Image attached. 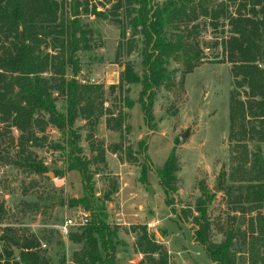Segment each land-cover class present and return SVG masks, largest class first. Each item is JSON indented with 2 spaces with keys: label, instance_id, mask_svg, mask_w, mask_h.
<instances>
[{
  "label": "rangeland",
  "instance_id": "rangeland-1",
  "mask_svg": "<svg viewBox=\"0 0 264 264\" xmlns=\"http://www.w3.org/2000/svg\"><path fill=\"white\" fill-rule=\"evenodd\" d=\"M243 1L214 0V5H222L226 16H234L237 11L247 13L240 6ZM87 2L106 18H84L93 33L90 49L77 54V80L100 87L92 101L103 117L94 132L81 119L75 127L81 135L82 157L102 155L90 171L94 201L105 206L104 222L116 232L114 263L162 264L158 253L140 252L145 246L138 245L140 228H145L166 252V264H210L207 254L190 244L195 230L191 213L197 215L194 209L201 201L210 219L211 241L223 242L232 229L236 264H264V203L257 210L252 194L255 184L264 185V148L249 132L258 125L256 121L239 118L230 127V99L236 95L246 101V90L235 77L233 63L227 61L228 21L199 17L188 24L196 27L189 41L203 63L183 78L182 61L169 62L171 80L155 91L153 121L146 122L137 102L141 87L123 84L118 88L125 65L143 74L142 39L135 28L140 0ZM174 30L168 32L174 35L178 32ZM126 99L134 103L132 108ZM64 106L59 98L57 108L64 112ZM35 119L19 146V132L9 123H0V251L7 248L4 236L29 239L38 244L36 252L49 264H76L74 253L81 246L70 235L80 230L71 229L65 236L60 227L72 212L83 209L70 203L83 196L81 176L67 170L68 153L56 148L66 147V134L46 124L45 115ZM186 130L189 135L180 143L178 137ZM172 151L178 171L172 185L176 192L167 198L172 203L168 205L156 170ZM27 155L36 157L46 172L40 176L11 164ZM142 168L145 183L140 179ZM107 193L109 201H104ZM15 248L19 253L12 258L18 259L21 249Z\"/></svg>",
  "mask_w": 264,
  "mask_h": 264
},
{
  "label": "trees",
  "instance_id": "trees-1",
  "mask_svg": "<svg viewBox=\"0 0 264 264\" xmlns=\"http://www.w3.org/2000/svg\"><path fill=\"white\" fill-rule=\"evenodd\" d=\"M243 2L240 6L247 13L237 11L234 16H226L222 5H214V0H165L157 4L140 0L135 28L142 39L143 74L140 76L125 65L118 88L121 90L123 84L141 87L137 102L146 122L153 121L155 91L171 80L167 69L169 62L182 61L183 78L203 63V58L193 53L194 43L189 41L196 27H188V24L199 17L212 22L224 18L230 28V37L225 42L227 61L233 63L235 77L240 78L246 90V101L236 95L230 99V127L233 129L239 118L256 121L258 125L251 127L249 132L264 148V0ZM85 17L105 19L106 15L90 7L87 0H0V123H9L19 132L18 146L22 144L27 126L39 116H47L46 124L66 134V147L56 148L67 151V170L79 173L83 191L81 198L72 199L70 203L91 213L90 223L79 229V233L70 235V240L81 246L74 253V262L115 264L116 232L104 222L105 206L94 201V174L90 171V165L102 155L98 153L91 159L82 157L81 135L75 127L76 121L81 119L94 132L103 117L92 101V95L100 87L77 80L80 74L77 54L90 49L93 33ZM171 28L178 32L170 34ZM59 98L65 105L64 112L57 108ZM126 105L132 108L134 103L126 99ZM11 164L40 176L46 172L45 166L31 155ZM177 171V158L172 151L164 165L156 170L168 205L172 203L167 198L176 192L172 185ZM145 178L146 169L142 168L140 179L143 183ZM252 194L256 209L260 210L264 203V185L255 184ZM110 195L105 194L104 201H109ZM194 211L197 215L191 213L195 226L193 238L209 260L215 264H236L232 229L225 233L223 242L215 244L211 241L212 228L205 203L198 201ZM140 229L138 245L145 244L140 252L158 253L161 263L166 264L167 254L162 246L149 238L145 228ZM2 240L7 248L0 251V264H49L36 252L38 244L35 241L5 236ZM12 247L21 249L18 259L12 258Z\"/></svg>",
  "mask_w": 264,
  "mask_h": 264
},
{
  "label": "built area",
  "instance_id": "built-area-1",
  "mask_svg": "<svg viewBox=\"0 0 264 264\" xmlns=\"http://www.w3.org/2000/svg\"><path fill=\"white\" fill-rule=\"evenodd\" d=\"M90 221V211L78 208L65 219L63 227H60V231L62 234L67 236L71 229H82L86 227Z\"/></svg>",
  "mask_w": 264,
  "mask_h": 264
},
{
  "label": "crops",
  "instance_id": "crops-1",
  "mask_svg": "<svg viewBox=\"0 0 264 264\" xmlns=\"http://www.w3.org/2000/svg\"><path fill=\"white\" fill-rule=\"evenodd\" d=\"M122 188L120 189V192H119V197L121 196V192H122ZM118 195V194H117ZM158 222H160V221H158ZM168 236V235H167ZM167 238V237H166ZM168 239V238H167ZM169 242V241H168ZM167 242V243H168ZM190 244L192 245V246H195V247H198V248H200L201 250H203V248L201 247V246H199L195 241H194V238H193V233L191 234V238H190ZM169 247H170V245H169ZM204 251V250H203ZM120 254H122L123 255V253H121V252H119ZM179 254L181 253V254H183L184 253V251L183 252H178ZM117 257H119V255H117ZM210 261V260H209ZM177 263V262H176ZM186 264L184 261L182 262V264ZM178 264V263H177ZM180 264V263H179ZM210 264H215V263H212L211 261H210Z\"/></svg>",
  "mask_w": 264,
  "mask_h": 264
},
{
  "label": "water",
  "instance_id": "water-1",
  "mask_svg": "<svg viewBox=\"0 0 264 264\" xmlns=\"http://www.w3.org/2000/svg\"><path fill=\"white\" fill-rule=\"evenodd\" d=\"M188 135H189V130H186L184 133L180 134L179 137H178L179 138V142L180 143H184V141H185L186 137H188ZM215 190H217V189H215ZM12 250H13V257H17L18 253H19V250L17 248H15V247H12Z\"/></svg>",
  "mask_w": 264,
  "mask_h": 264
}]
</instances>
